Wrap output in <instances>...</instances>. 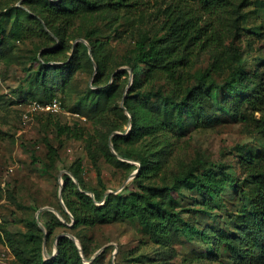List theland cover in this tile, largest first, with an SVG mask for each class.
Returning a JSON list of instances; mask_svg holds the SVG:
<instances>
[{
    "label": "trees",
    "instance_id": "16d2710c",
    "mask_svg": "<svg viewBox=\"0 0 264 264\" xmlns=\"http://www.w3.org/2000/svg\"><path fill=\"white\" fill-rule=\"evenodd\" d=\"M159 1L22 0L20 5L0 9V60L15 62L14 42L32 40L35 54L26 66L31 69L37 63L29 82L32 99L47 101L57 97L58 90L65 92L69 88L78 71L89 67L91 72L95 71L93 85L97 87H88L73 109L91 113L105 124L107 137L114 131L126 132L131 122L126 134H112L110 139L119 154L141 164L134 179L120 192L106 195L109 187L98 165V147L92 135H88L87 148L97 166L100 187L87 183L81 160H77L72 172L79 185L68 173L63 175V199L69 211L59 205L62 216L71 225L47 210L51 218L43 220L46 235L36 219L18 237L10 231L0 233L21 264H86L68 235L59 237L58 253L45 258L44 239H50L58 227H63V231L80 239L84 254L91 258L94 250L87 242L91 237L84 231L101 223L128 219L139 222L141 231L156 248L149 252L134 247L128 250L124 264H174L176 244L194 234L210 244L207 253L212 258L219 257L225 248L231 264H264V73L251 75L242 66L240 45L233 42V64L221 81H216L213 75L215 62L204 70L194 71L200 51L223 46L230 28L237 35L239 22L253 0H172L164 9L163 32L140 35L133 54L123 62L105 49L111 36L103 41L93 29L74 31L77 21L96 18L109 22L110 26L123 19L144 20ZM77 37L89 41L91 54L83 41L74 44ZM125 64L131 70H118ZM131 73L133 82L126 93ZM253 76L258 77L254 87ZM162 77L167 83H158ZM213 89H223L226 96L218 99ZM121 100L131 117L120 105ZM218 110L246 122L256 137L250 143L236 144L227 154L229 157L210 163L198 158L167 175L175 139L183 136L184 125H211L220 120ZM48 114L40 120L47 149L45 167L55 165L61 157L59 145L48 135L51 126L59 136L85 137L78 121L63 123L58 118L52 119L53 113ZM102 150L129 174L138 168L135 163L119 159L107 146ZM32 160L40 162L34 151ZM183 187L197 193L195 210L210 216L219 204L227 209L226 205L232 203L233 199L224 195L226 189L232 188L239 197V208L226 224L233 228L202 225L186 217L181 211ZM86 191H92L94 196Z\"/></svg>",
    "mask_w": 264,
    "mask_h": 264
},
{
    "label": "rangeland",
    "instance_id": "374dc122",
    "mask_svg": "<svg viewBox=\"0 0 264 264\" xmlns=\"http://www.w3.org/2000/svg\"><path fill=\"white\" fill-rule=\"evenodd\" d=\"M21 1L17 0L15 3L14 0H0V9L2 6L19 4ZM171 1L160 0L149 9V15L144 20L123 19L120 23L110 26L109 22L96 18L77 21L74 31L93 29L103 41H107L108 36H111L108 44H105V49L114 55L118 62H123L128 55L133 54L136 39L140 35L152 36L163 32L161 25L165 19L164 9ZM239 24L240 30L237 35L232 28L226 31L227 36L223 46L200 51L196 58L194 71L204 70L210 63L215 62L213 75L216 81H221L225 75L230 73L233 64H231L233 50L231 42H233L241 47L244 59L242 66H245L251 75L256 72L259 75L264 73V0H253L252 4L245 9ZM79 38H83L85 40L83 42L91 48L89 41L84 37H77L73 42L75 43ZM32 47L31 39L16 41L14 42V53L17 60L11 63L0 60V233L4 235L5 231H10L15 234V237L31 228L34 219L40 226L39 222L43 223L45 218H51L46 213L47 210L59 217L56 211L60 212L59 205L63 207L59 193L62 185L61 179L65 173L73 174L72 167L77 160H81L82 174L87 183L100 187L97 181V166L87 148L86 137L88 135H92L95 147H98V165L109 189H119L132 174L109 160L103 152L102 148L105 146L111 150L109 140L113 133L107 137L108 127L99 122L91 113L86 114L73 109L88 87H97L93 85L95 71L91 72L87 69L89 67L76 73L65 92L58 90L56 96L62 100L63 108L62 111L51 115L52 119L58 118L63 123L78 121L84 128L85 137L59 136L56 129L51 126L48 135L54 143L59 145L61 157L55 165L45 167L47 149L43 141L40 120L46 119L49 114L47 112L27 114L28 102L32 99L29 82L37 67L35 63L34 68L26 69L30 58L35 54ZM88 53L91 54L90 50ZM94 67L96 68L95 65ZM121 67H129V65L125 64ZM257 79L258 77L253 76V87L256 86ZM158 83H167V80L162 77L158 79ZM212 93L218 99L226 96L223 89H213ZM120 105L122 106V100ZM217 115L220 120L211 125L195 126L188 123L184 125L183 136L175 139L173 153L166 167L167 175H171L173 170L178 171L191 165L198 158L210 163L227 157L236 144L250 143L256 137V134L246 127V122L234 120L220 110L217 111ZM33 151L39 156L40 162H33ZM180 191L181 211L186 217L202 225L233 228V225L226 224L239 208V197L233 194L232 188L224 191L228 200L233 199L232 203L226 205L227 209L219 204L212 216L195 210L197 209L194 204V197L197 196L195 190L183 187ZM44 206L49 208L41 211L38 221V210ZM60 220L68 225L72 224L64 217ZM63 230V227H58L57 232L50 239L46 238L45 253L43 249L45 258L56 252V238L58 234L64 232ZM84 232L91 237L87 240L91 250H94L91 257L100 247L111 243L107 250L103 251L104 253H100L93 260L95 262L92 261L94 264H113V262L124 264L128 250L140 246L141 249L153 252L156 248L143 234L137 220H114L98 224ZM98 245L101 246L95 249ZM209 249L210 244L205 242L199 234H194L189 238H183L180 243L176 244V254L172 261L174 264L232 263L229 251L225 248L216 258H212L207 253ZM115 250L117 253L113 258ZM85 258L86 264L92 263L88 261L90 257L85 255ZM0 264H21L17 261L12 249L1 238Z\"/></svg>",
    "mask_w": 264,
    "mask_h": 264
},
{
    "label": "water",
    "instance_id": "95a60500",
    "mask_svg": "<svg viewBox=\"0 0 264 264\" xmlns=\"http://www.w3.org/2000/svg\"><path fill=\"white\" fill-rule=\"evenodd\" d=\"M19 5H20V3H19ZM78 41H85L83 38H79V39H77L76 41H75V43L74 44H76ZM90 48V47H89ZM90 50V53H91V48L89 49ZM95 66L97 67V65L95 64ZM122 68H128V69H130L131 70V68L130 67H121V68H119L118 70H120V69H122ZM117 70V71H118ZM132 82H133V74L131 73V76H130V84L128 85V87H127V89H126V93H127V90H128V88L130 87V85L132 84ZM125 93V94H126ZM122 106L124 107V104H123V101H122ZM125 108V107H124ZM125 111H126V113H128V115L131 117V114H130V112L125 108ZM131 122H129V125H128V128H127V131L126 132H120V131H114L113 132V135L114 134H126L127 132H128V130L131 128ZM109 143H110V148H111V151L119 158V159H121V160H124V161H129V162H136L137 163V165H138V168L135 170V171H133L132 172V174H131V176L128 178V179H126V181L124 182V184L119 188V189H117V190H112V189H109V190H107L106 191V195L107 194H109V193H118V192H120L127 184H128V182L129 181H131L135 176H136V174L138 173V171H139V168H140V162H138V161H135V160H132V159H128V158H125V157H123L121 154H119L118 153V151L115 149V146H114V144H113V141L110 139L109 140ZM71 176L73 177V179H74V181L79 185V181H78V179L76 178V176L74 175V174H71ZM61 182H62V185H61V188H60V191H59V193H60V199H61V202H62V205H63V207H64V209L66 210V211H69L68 210V207H67V205H66V203H65V201H64V199H63V184H64V178H62L61 179ZM88 194H90L91 196H94V193L92 192V191H86ZM98 204H100V203H102V202H97ZM47 208H49V207H47V206H44V207H41V208H39V210H38V221H39V215H40V213H41V211H43L44 209H47ZM57 212V214L59 215V217L61 218V219H63V216H62V214L59 212V211H56ZM39 224H40V226H41V228L45 231V235L47 234V231H46V228H45V226L43 225V223H41V222H39ZM63 235H68L71 239H73L74 241H75V243H76V245L78 246V249H79V251H80V254H81V256L83 257V260L85 261V254H84V251H83V247H82V243H81V241H80V239L76 236V235H74L73 233H71V232H66V231H64V232H61L60 234H58L57 235V238H56V252L54 253V254H52V255H47V257L46 258H51V257H53L54 255H56L57 253H58V246H57V243H58V239H59V237L60 236H63ZM109 245H111V243H107V244H105V245H103L102 247H100L95 253H94V255L88 260L89 262H92L94 259H96V257L100 254V253H102L104 250H105V248L106 247H108ZM43 249H44V253L46 252V238L44 239V246H43ZM116 253H117V250H115L114 251V256H113V258H115L116 257ZM113 264H116L115 262H113Z\"/></svg>",
    "mask_w": 264,
    "mask_h": 264
},
{
    "label": "built area",
    "instance_id": "2783aa9c",
    "mask_svg": "<svg viewBox=\"0 0 264 264\" xmlns=\"http://www.w3.org/2000/svg\"><path fill=\"white\" fill-rule=\"evenodd\" d=\"M62 100L55 97L51 100L41 101L37 99H31L28 102V113L29 112H47V113H57L62 111ZM27 116V115H26Z\"/></svg>",
    "mask_w": 264,
    "mask_h": 264
}]
</instances>
